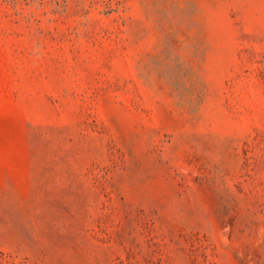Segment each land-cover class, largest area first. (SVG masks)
Wrapping results in <instances>:
<instances>
[{
	"label": "rangeland",
	"instance_id": "rangeland-1",
	"mask_svg": "<svg viewBox=\"0 0 264 264\" xmlns=\"http://www.w3.org/2000/svg\"><path fill=\"white\" fill-rule=\"evenodd\" d=\"M0 264H264V0H0Z\"/></svg>",
	"mask_w": 264,
	"mask_h": 264
}]
</instances>
